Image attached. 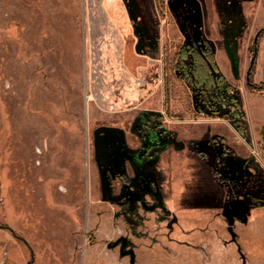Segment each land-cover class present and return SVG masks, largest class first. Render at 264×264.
Here are the masks:
<instances>
[{
  "label": "rangeland",
  "instance_id": "obj_1",
  "mask_svg": "<svg viewBox=\"0 0 264 264\" xmlns=\"http://www.w3.org/2000/svg\"><path fill=\"white\" fill-rule=\"evenodd\" d=\"M262 84L264 0H0V264H264Z\"/></svg>",
  "mask_w": 264,
  "mask_h": 264
},
{
  "label": "trees",
  "instance_id": "obj_2",
  "mask_svg": "<svg viewBox=\"0 0 264 264\" xmlns=\"http://www.w3.org/2000/svg\"><path fill=\"white\" fill-rule=\"evenodd\" d=\"M190 53L194 56V66L192 67L185 62ZM175 68L180 72L183 79L192 86H199L200 90L205 95H210V91L215 85L222 86L225 83L228 91L232 88L229 83H226L223 76L215 74L217 67L214 56L210 51L201 54L194 49L184 48L178 53V62L176 63ZM253 86L256 87L255 85ZM258 88H264V84ZM235 104L237 108H239V103L235 101Z\"/></svg>",
  "mask_w": 264,
  "mask_h": 264
},
{
  "label": "flooded vegetation",
  "instance_id": "obj_3",
  "mask_svg": "<svg viewBox=\"0 0 264 264\" xmlns=\"http://www.w3.org/2000/svg\"><path fill=\"white\" fill-rule=\"evenodd\" d=\"M192 5V4H191ZM193 7V6H192ZM258 38H259V33L256 35V37H255V42H257V40H258ZM194 49V50H196V51H198L199 53H201V54H205L206 53V51H210V53L214 56V60H215V64H216V67H217V70H216V72H215V74L216 75H221V76H223L222 75V73H219V69H218V65H217V63H216V59H215V55H214V51H213V48H212V45L210 44V43H208V41H206V43H205V45L203 46V47H198V46H196V45H194V44H191V43H189V44H186V45H183V46H181L180 48H179V50H178V52H177V60H176V63L178 62V53L182 50V49ZM254 60H255V58H254ZM185 62L186 63H188L191 67L192 66H194V56H193V54L192 53H190L189 54V56L186 58V60H185ZM254 63H255V61H254ZM176 65V64H175ZM254 65V64H253ZM253 67V66H252ZM252 67H251V69H252ZM176 69V68H175ZM180 73V72H179ZM181 75V74H180ZM250 76H251V71H250V73H249V80H248V82L250 83ZM182 77V76H181ZM224 77V76H223ZM183 78V77H182ZM225 78V77H224ZM248 78V77H247ZM185 80V79H184ZM226 80V79H225ZM186 81V80H185ZM226 87V86H225ZM119 177L120 178H122V180L124 181V182H128L129 181V179H128V177L125 175V174H121V175H119ZM0 227H3L2 225H0ZM7 228H9V226H6ZM10 229V228H9ZM11 230V229H10ZM12 231V230H11ZM12 233H13V231H12ZM17 234V233H16ZM14 235V234H13ZM18 235V234H17ZM15 236V235H14ZM20 236V235H19ZM17 237V236H16ZM19 238V237H18ZM24 241V240H23ZM25 242H27V241H25ZM33 254V255H32ZM32 261L34 260V253L32 252ZM28 263L29 264H31V261H28ZM27 263V264H28Z\"/></svg>",
  "mask_w": 264,
  "mask_h": 264
},
{
  "label": "water",
  "instance_id": "obj_4",
  "mask_svg": "<svg viewBox=\"0 0 264 264\" xmlns=\"http://www.w3.org/2000/svg\"><path fill=\"white\" fill-rule=\"evenodd\" d=\"M254 61H255V60H254V58H253L252 61H251L250 69L248 70V80H249V73H250V71H251V67H252L253 64H254ZM9 228L13 231V234H14L15 236H17V237H19L20 239L26 241V239H25L24 237L17 235L16 232H15L11 227H9ZM32 255H33V254H32ZM28 264H29V263H28Z\"/></svg>",
  "mask_w": 264,
  "mask_h": 264
}]
</instances>
